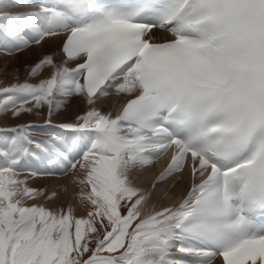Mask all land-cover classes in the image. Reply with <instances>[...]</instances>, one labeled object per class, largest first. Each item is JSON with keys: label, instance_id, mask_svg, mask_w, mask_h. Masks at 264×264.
Masks as SVG:
<instances>
[{"label": "snow or ice", "instance_id": "1", "mask_svg": "<svg viewBox=\"0 0 264 264\" xmlns=\"http://www.w3.org/2000/svg\"><path fill=\"white\" fill-rule=\"evenodd\" d=\"M45 45L0 80V264H264V0H0V72Z\"/></svg>", "mask_w": 264, "mask_h": 264}, {"label": "bare ground", "instance_id": "2", "mask_svg": "<svg viewBox=\"0 0 264 264\" xmlns=\"http://www.w3.org/2000/svg\"><path fill=\"white\" fill-rule=\"evenodd\" d=\"M55 50V46L54 45H45V47L42 50H30V51H26L25 53L19 55L18 57H14L11 58L8 61V71L7 73H3L0 72V80H3L5 83H10L12 81V70L13 69H19V78L20 80H24L25 79V66L26 65H30L34 62V60H36V58H38L40 52H44V53H48V52H52ZM20 56H22L23 58L26 57L29 61L28 64H26L23 68H20L19 66L16 65V63L14 62L16 59L20 58ZM35 58V59H34ZM1 65L0 68H3V65L5 64V60L1 59ZM115 106H118V98L116 97H112L111 99H109L103 106H102V110L107 112L110 109H113ZM80 110H83V106H80ZM71 111H69V113L56 117L57 121L60 120H64V119H68L71 117ZM23 120L27 121V120H37L38 122L42 121L41 117H31V116H25L23 118ZM18 121H12V120H0V126H3L5 124H14L17 123ZM69 177H50V176H46V177H42V178H38L36 180L31 181V186L32 187H36V188H45L47 187V189L49 191L55 189L58 192V200L54 201L53 204L58 203L60 201H63L64 203H67L73 192L77 191L78 189L76 188L75 185L73 184H69ZM68 185V192L67 193H63L60 191V187L62 185ZM48 206H52V205H48ZM77 214H81V213H77Z\"/></svg>", "mask_w": 264, "mask_h": 264}, {"label": "rangeland", "instance_id": "3", "mask_svg": "<svg viewBox=\"0 0 264 264\" xmlns=\"http://www.w3.org/2000/svg\"><path fill=\"white\" fill-rule=\"evenodd\" d=\"M34 59H35V58H34ZM36 59H37V58H36ZM34 61H36V60H34ZM0 62H1V59H0ZM14 62H15L16 65L19 66L20 68H23L26 64L29 63L28 59H27L26 57L23 58L22 56H20V58L16 59ZM0 65H1V63H0Z\"/></svg>", "mask_w": 264, "mask_h": 264}]
</instances>
